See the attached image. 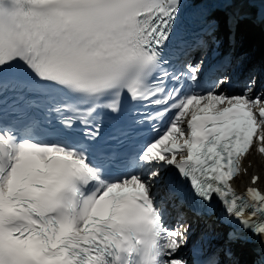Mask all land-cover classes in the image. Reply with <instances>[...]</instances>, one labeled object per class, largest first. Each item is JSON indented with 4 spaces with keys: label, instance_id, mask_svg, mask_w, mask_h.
<instances>
[{
    "label": "snow or ice",
    "instance_id": "6c2138e0",
    "mask_svg": "<svg viewBox=\"0 0 264 264\" xmlns=\"http://www.w3.org/2000/svg\"><path fill=\"white\" fill-rule=\"evenodd\" d=\"M180 9L181 0H0V91L58 87L74 99L55 111L81 113L86 124L99 109L119 112L125 92L165 105L153 119L174 112L138 154L98 162L82 142L0 122V264H188L179 254L186 215L166 222L167 205L186 201L177 178L200 202L196 214L214 213L215 198L226 221L264 238V192L232 183L254 146L264 155V105L251 88L217 91L223 79L207 91L165 85L196 84L201 70L163 67ZM169 167L175 176L164 175Z\"/></svg>",
    "mask_w": 264,
    "mask_h": 264
},
{
    "label": "bare ground",
    "instance_id": "6f19581e",
    "mask_svg": "<svg viewBox=\"0 0 264 264\" xmlns=\"http://www.w3.org/2000/svg\"><path fill=\"white\" fill-rule=\"evenodd\" d=\"M246 25H248V26H246ZM246 25L242 26V28L240 30L241 34L239 36V41L237 40V45L239 47H242V49H243L242 52H244V53L242 54V56H244L246 54V56L248 58H251L253 60L258 61L259 55H257V53L261 51V48H259L258 46H255V43L253 42V40L256 39V36L253 33V31H255V29L253 27H251L250 21H247ZM244 69H246V70L248 69L246 67V64L244 66ZM248 159L251 160L250 166L247 165ZM261 164H262V162H261V158L259 157V153H257L255 150H251L250 153L245 157V166L247 169V173L241 174L238 178H236L235 183H240V182L248 183V181H249L248 173H251L252 170L257 171V169L261 166ZM258 184L264 185V173L259 174ZM188 229H189V231L187 233V236H191L193 234V232H192V230H190L191 228H188ZM181 254L183 255V258L185 259L186 258V257H184L185 252H181Z\"/></svg>",
    "mask_w": 264,
    "mask_h": 264
},
{
    "label": "rangeland",
    "instance_id": "374dc122",
    "mask_svg": "<svg viewBox=\"0 0 264 264\" xmlns=\"http://www.w3.org/2000/svg\"><path fill=\"white\" fill-rule=\"evenodd\" d=\"M264 160V159H263ZM263 168H264V165H263Z\"/></svg>",
    "mask_w": 264,
    "mask_h": 264
}]
</instances>
